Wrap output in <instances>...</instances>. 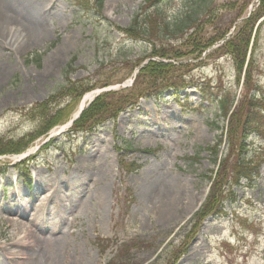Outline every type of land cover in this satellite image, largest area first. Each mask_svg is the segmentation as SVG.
Wrapping results in <instances>:
<instances>
[{
    "label": "rangeland",
    "instance_id": "1",
    "mask_svg": "<svg viewBox=\"0 0 264 264\" xmlns=\"http://www.w3.org/2000/svg\"><path fill=\"white\" fill-rule=\"evenodd\" d=\"M35 1L45 12V34L27 42L21 28L15 30L18 23L8 22L0 38V140L28 144L44 123L29 112L53 97L59 98L51 107L65 110L70 120L86 94H93V101L105 95V107L79 131L70 133L65 120L21 154L0 156V264H27L22 259L34 255L29 249L19 260L3 254L16 232L4 221L12 209L38 215L32 231L47 235L46 227L63 237L57 264H264V17L257 23L254 52L252 85L258 90L247 94L233 58L217 52L220 43L202 54L193 48L213 37L215 24L229 19V7L233 14L242 4L238 0H161L168 29L152 24L144 36L124 33L143 13V0H104L102 11L90 0ZM205 5L210 12L203 11ZM176 21L187 28L176 33ZM139 24L149 28L143 18ZM197 26L200 34L192 43ZM152 62L169 69L133 84L137 69ZM71 85L80 89L67 98ZM83 90L88 92L80 98ZM253 94L262 106L261 122L240 153L246 164L260 168V176L253 183L238 182L232 173L236 202L227 200L223 215L207 219L195 234L190 222L206 203L209 178L219 168L215 153L221 159L230 152L231 116ZM19 158L24 164L18 168ZM101 170L103 183L96 185L93 177ZM156 171L180 179L187 190L163 225L137 191L140 175ZM57 188L58 200H47ZM57 207L60 220L53 213ZM34 249L54 254L50 240Z\"/></svg>",
    "mask_w": 264,
    "mask_h": 264
},
{
    "label": "trees",
    "instance_id": "2",
    "mask_svg": "<svg viewBox=\"0 0 264 264\" xmlns=\"http://www.w3.org/2000/svg\"><path fill=\"white\" fill-rule=\"evenodd\" d=\"M238 1L242 2V4L238 7L235 12H233V14L232 11L234 9V6L232 8L229 7V9H232V11L228 12V14H231L229 19L227 18L228 20L220 18L219 21L215 24L216 26L214 27V30L212 32L213 37L211 36L202 38V41L200 40L199 43L194 42V39L196 38L195 36H198V34H200L198 33V31L200 30L198 26V28L196 27L197 30L195 29L194 33H190L189 37L190 39H192V43L194 42L193 48H197V50H200V54H202L209 50L215 44L219 43L222 40H225L231 33L232 29L235 28L233 33H231V36L227 40H225L223 44H220L219 48L216 50L218 53L223 52L225 55L233 58L235 68H237L238 71L239 81L241 80V76L243 75V72L245 70L246 62L248 61L247 69L245 71L244 76V89L247 94H249L250 91L258 90L256 84H252L254 79V73L257 70V67H255L254 52L258 47V33L260 31L259 29L261 26L257 29L255 33V39H253V34L258 21L264 17V0H259L260 4L258 5V7H255L253 12H251V16L249 18L248 16L250 13L248 9L252 4H255V2H253V0ZM89 2H95V7L99 9V11L103 10L102 8L104 0H90ZM143 2V13L139 14L140 16L136 15L134 17L135 19L131 28L124 30V33L128 35L133 33H139L141 31L144 36V34H148L150 32V26L152 24L153 26H155L157 23H160L166 31L168 29V24L165 23V20H162V14L158 6L161 1L143 0ZM86 5L87 4L79 3V6L82 8L81 10H83L84 12L89 10V8L85 9L84 6ZM209 7L210 6L205 5L203 11L210 12ZM150 11H154L155 14L152 15ZM197 14H194L193 16L197 17ZM210 14L211 13H209L208 16ZM194 17H191V19H194ZM142 18L143 23H148L149 28L147 25H145L144 28L140 27L139 21ZM172 27L174 29L173 31H175L176 33L181 31L183 32L185 28H187V26L184 25V21H176V23H174ZM249 53L250 59L248 60ZM160 56L162 59H166V56H164L163 54H161ZM199 58L200 56H198L197 59ZM165 68V65H160L157 63L155 64L154 62L149 63L144 68L140 69V73L136 77L135 83L140 77H146V75L157 76L158 74L167 72L169 68L167 70H164ZM73 85H71V88H68L66 95L67 98L75 97L74 95L80 89L79 87H75ZM87 92L88 90H83L82 93L79 95L80 98H82L83 95ZM104 97L105 95L103 97H98L93 102L91 107H89L83 112L80 119L73 124L72 129H74V131H79L82 127H84L85 124L87 125L93 122L94 119L99 116L100 112L105 107L102 104ZM56 98L53 97L50 101L44 102L39 106L32 108V111L29 112V114L33 117L37 116V118H40L42 122L44 121L42 126H40V129L36 131L35 134H31L29 136L30 142L24 145L21 142H9L4 144L2 143V140H0V155L20 154L21 152L25 151L31 143H34L42 136L47 135L52 127L60 125L63 121H67L69 119V115L64 114L65 110L53 109L51 107L50 102H54V100H57ZM246 99L247 98L244 97V101L241 103V106L239 108H235V112L232 114L230 119L231 124L227 129L228 144H230V152L226 153L225 158H222L219 163L218 155L215 153L216 158L214 161V165H218L219 168L214 173V175L209 178L212 182L210 193L207 197L206 203L201 207L200 211L195 214V216L191 219L190 222L191 232L195 234L199 232V229L206 222V219L211 217H217L218 215L223 214V208L227 200H234V202L236 201L235 194L232 193L233 184L230 183L231 180H234V178L236 177L237 181H239L240 179H245L247 182L249 181L250 183H252L259 177V168L253 166L252 164H246V160L243 159L244 154L240 153L246 148V145L244 143L246 138H248L254 133V128L261 122L257 114H259L258 110L261 109L262 106H260L259 100L256 99V94L250 96L248 102ZM234 154H236V160L233 161V164L231 166L229 165V162ZM232 173L235 177L230 176ZM227 189H229L228 195L224 194ZM176 254L179 255V259L183 254V250Z\"/></svg>",
    "mask_w": 264,
    "mask_h": 264
},
{
    "label": "bare ground",
    "instance_id": "3",
    "mask_svg": "<svg viewBox=\"0 0 264 264\" xmlns=\"http://www.w3.org/2000/svg\"><path fill=\"white\" fill-rule=\"evenodd\" d=\"M44 14L45 12L43 11L42 4L35 0H0V38L3 37L6 31L5 23L7 24L9 22L11 26H14L16 24L15 22H17L18 26L15 30L21 28L19 34H21L23 39L27 42L35 40L37 36L45 34L42 22ZM18 37L17 39L15 38L14 44L16 41H19ZM2 71L3 69L0 68V79L4 74ZM93 97L94 95L92 94L86 95L83 104L87 105ZM103 172L104 171L101 170L100 173L93 177V182L96 185L103 183ZM69 183L75 186L76 178H72ZM101 188L104 190L105 185L102 184ZM137 191L141 201L146 203L144 206L156 212V220L162 225L169 221L174 213L177 212L187 192L180 179L167 178L164 176V173L160 171L150 174L143 172L138 179ZM58 193L59 189H54L52 195L46 196V199H53V201H56L59 198ZM79 202L83 203L84 199H81ZM55 211L53 212L55 213V218L60 220V208L57 207ZM103 211L102 209V212ZM9 215L10 217H6L7 219L4 221L9 223L11 227L13 226L16 232L9 237L13 244L10 245L9 249L3 248V254L10 256L13 260H19V258L23 257L25 254L24 249H29L34 255L30 254L28 258L25 257L22 259L24 261L27 260V264H57L56 260H58V253L63 242V237L56 235L57 232L54 233V231L46 227L44 230L47 231V235L32 231L34 223L38 222L39 219L38 215L35 213L27 216L25 211L22 212L19 209H12ZM27 217H29V220L31 218V222L28 224L23 222ZM45 240L46 242L49 240L51 241L54 254L49 252L42 253L34 249L35 246L39 247V244Z\"/></svg>",
    "mask_w": 264,
    "mask_h": 264
}]
</instances>
